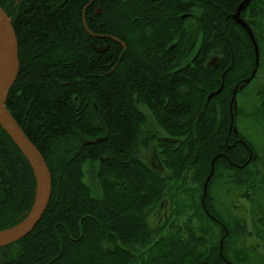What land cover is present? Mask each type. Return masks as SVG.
Returning a JSON list of instances; mask_svg holds the SVG:
<instances>
[{
    "label": "trees",
    "instance_id": "1",
    "mask_svg": "<svg viewBox=\"0 0 264 264\" xmlns=\"http://www.w3.org/2000/svg\"><path fill=\"white\" fill-rule=\"evenodd\" d=\"M243 1L0 0L19 53L6 106L52 178L40 222L0 264H264V146L247 134L264 133V0L240 15L254 42L233 18ZM143 108L169 137L146 133ZM151 141L168 176L140 156ZM189 181V204L152 228ZM37 195L32 162L0 126V232Z\"/></svg>",
    "mask_w": 264,
    "mask_h": 264
},
{
    "label": "water",
    "instance_id": "2",
    "mask_svg": "<svg viewBox=\"0 0 264 264\" xmlns=\"http://www.w3.org/2000/svg\"><path fill=\"white\" fill-rule=\"evenodd\" d=\"M251 1L252 0H244L238 6L233 18L247 31L250 39L252 40V42H254L249 28L240 18L242 11L247 5H249ZM0 29L3 30L5 35L4 50L0 54V126L13 140V142L30 159L38 176V195L36 203L31 213L25 220H23L13 228L0 232V248H3L18 242L19 240L29 235L34 230L36 225L40 222L51 198L52 178L49 168L41 153L30 141V139L23 133L6 106L9 92L13 87L19 72V53L18 41L13 29L12 21L6 11L1 7ZM249 81L250 79L246 80V82ZM213 171L214 161L212 162L211 174L205 181L202 204H204V199L207 193V185L210 178L212 177Z\"/></svg>",
    "mask_w": 264,
    "mask_h": 264
},
{
    "label": "rangeland",
    "instance_id": "3",
    "mask_svg": "<svg viewBox=\"0 0 264 264\" xmlns=\"http://www.w3.org/2000/svg\"><path fill=\"white\" fill-rule=\"evenodd\" d=\"M143 110L147 114L148 118V124L144 128L146 133L154 134L155 136L159 137H169L168 135L165 134L164 131L156 124V122L153 120L151 117L150 113L147 112L144 108ZM249 124L247 121H242L240 124V128L245 129V127ZM253 133V135H251ZM247 134H250L251 136H256V139L259 140V145L264 146V133L263 131L259 128H249L247 129ZM140 156L142 159L148 163L150 166H152L158 173H160L163 176H168V171L164 168L161 156L159 154V150L155 144V141H151L149 145L146 148H142L140 150ZM98 165L97 164H91L87 163L84 167V172H85V182L89 186L91 190V194L93 197L100 198L101 197V191L99 189V186L97 184V179H96V172H97ZM205 185V184H204ZM181 186V184H180ZM182 188L180 189V192L176 193L177 191H173L168 193V196L164 199L162 202V205L158 206L157 208H154V210L150 213L148 217V222L152 228H155L158 225H163L164 220H165V215L168 213L173 214V210L171 209L173 206L174 201L180 202V206L182 204H189L188 201V196L187 193H191V191L194 190V183L192 181H189L187 183H183L181 186ZM186 188V191H185ZM174 216V215H173ZM175 217V216H174ZM180 221L179 224L181 225L183 221L186 220V217L181 216L179 217Z\"/></svg>",
    "mask_w": 264,
    "mask_h": 264
},
{
    "label": "bare ground",
    "instance_id": "4",
    "mask_svg": "<svg viewBox=\"0 0 264 264\" xmlns=\"http://www.w3.org/2000/svg\"><path fill=\"white\" fill-rule=\"evenodd\" d=\"M5 46V35L2 29H0V54L3 52Z\"/></svg>",
    "mask_w": 264,
    "mask_h": 264
}]
</instances>
